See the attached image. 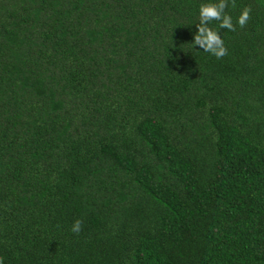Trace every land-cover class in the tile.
<instances>
[{"label":"trees","instance_id":"16d2710c","mask_svg":"<svg viewBox=\"0 0 264 264\" xmlns=\"http://www.w3.org/2000/svg\"><path fill=\"white\" fill-rule=\"evenodd\" d=\"M200 2L0 0L4 264H264V3Z\"/></svg>","mask_w":264,"mask_h":264},{"label":"clouds","instance_id":"9594fccd","mask_svg":"<svg viewBox=\"0 0 264 264\" xmlns=\"http://www.w3.org/2000/svg\"><path fill=\"white\" fill-rule=\"evenodd\" d=\"M261 2L264 3V0H261ZM227 4L228 0H201L198 8L197 31L193 34L191 42L194 49L196 45H199L203 52L210 53L216 58L223 57L227 54L228 49L218 29L226 28L235 31L237 25L244 28L249 24L252 12L250 7L245 6L240 10L234 24L232 15L225 11ZM213 20L219 22L218 28L211 26L210 22ZM196 51L199 52L198 49ZM82 224L83 221L77 218L72 222L70 230L73 233H79ZM0 264H4L3 258H0Z\"/></svg>","mask_w":264,"mask_h":264}]
</instances>
